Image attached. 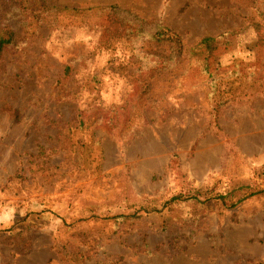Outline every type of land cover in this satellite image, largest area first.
Here are the masks:
<instances>
[{
	"label": "rangeland",
	"instance_id": "374dc122",
	"mask_svg": "<svg viewBox=\"0 0 264 264\" xmlns=\"http://www.w3.org/2000/svg\"><path fill=\"white\" fill-rule=\"evenodd\" d=\"M44 2L69 9L39 22L36 0H0L22 37L0 63V264H264V191L185 200L264 189L258 2ZM113 9L146 36L109 40ZM158 26L184 55L144 65ZM206 36L209 72L187 52Z\"/></svg>",
	"mask_w": 264,
	"mask_h": 264
},
{
	"label": "trees",
	"instance_id": "16d2710c",
	"mask_svg": "<svg viewBox=\"0 0 264 264\" xmlns=\"http://www.w3.org/2000/svg\"><path fill=\"white\" fill-rule=\"evenodd\" d=\"M22 1V0H17ZM25 1V0H23ZM27 1V0H26ZM37 3L40 5L39 11L35 13V18L40 22L43 18L51 16L56 17L59 13L64 10L69 9L68 7H59L50 5L44 0H36ZM258 3V11L261 16V21L254 24L255 31L258 34V41L257 44L264 47V0H256ZM20 4H15V7L10 9L8 16L10 17L6 21H3V27L0 31V63L3 58V54L6 48L15 45L18 41L22 38L18 24V18L20 17L17 13V10L20 9ZM117 10L113 9L110 12V18L114 19V21L120 22V26L116 27L114 31L108 29V38L109 40H116V39H127L129 43L133 46L135 45L141 38L146 36L145 32L146 29H143L141 26H138L136 23L132 21H126V18H120L117 15ZM21 26H24V22L19 21ZM18 27V28H17ZM158 30L154 34H147V36L154 40L157 44L162 43L163 47V54H157L151 52H144L143 57L140 61L144 62V65L147 63L155 64H164L170 65L171 63L178 62L182 59L184 55V47L182 44L181 39L178 36L171 35L170 32H164V28L158 26ZM27 39V37H25ZM219 40L217 37L213 36H206L204 37L198 46L189 49L187 52L189 53V58L194 60L198 63V65L202 68L204 72H209L212 58L216 55L217 51L219 50ZM145 58V59H144ZM146 58L147 61H146ZM246 186L248 189L243 191L236 197L231 196V191L228 190L226 193H215L213 190H207L206 193L202 194L199 190V193L189 194L185 200L192 199L199 203H205L208 201H216L221 203L223 206L227 208L236 207L238 204L243 202L244 200L255 196L264 191V189H253L249 185H242ZM177 197H174L172 200L175 201ZM203 198V199H202ZM171 200V201H172ZM125 215H118V217H124Z\"/></svg>",
	"mask_w": 264,
	"mask_h": 264
}]
</instances>
